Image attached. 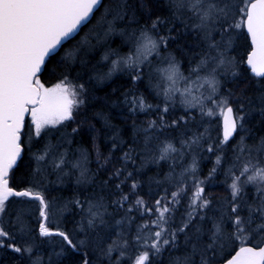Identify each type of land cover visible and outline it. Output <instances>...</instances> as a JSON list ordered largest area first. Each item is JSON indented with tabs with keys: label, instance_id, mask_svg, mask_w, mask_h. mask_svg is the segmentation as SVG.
<instances>
[{
	"label": "snow or ice",
	"instance_id": "1",
	"mask_svg": "<svg viewBox=\"0 0 264 264\" xmlns=\"http://www.w3.org/2000/svg\"><path fill=\"white\" fill-rule=\"evenodd\" d=\"M0 264H264V0H0Z\"/></svg>",
	"mask_w": 264,
	"mask_h": 264
},
{
	"label": "trees",
	"instance_id": "2",
	"mask_svg": "<svg viewBox=\"0 0 264 264\" xmlns=\"http://www.w3.org/2000/svg\"><path fill=\"white\" fill-rule=\"evenodd\" d=\"M83 35L84 32H81L80 37H82ZM80 37H77V39H79ZM124 51H126V49H124ZM97 60H99V55L96 56V60H93L92 63H96ZM98 69L103 72L107 71V67H105L103 63L98 65ZM128 87H130V85L128 84V77L126 75L119 72L114 74L110 79L105 81V83L97 85L94 93L95 99L91 103L90 108L93 111L104 112L106 115L112 118V122L114 124L122 126V117L117 114L121 112L127 114V109L123 105H121L120 107H113V102L119 95V92L114 93L113 89L124 91ZM140 91L145 92V88L143 85L140 86ZM145 94L148 95L147 92H145ZM148 98L150 102H155L154 100H152L151 96H149ZM139 118L143 120L147 117L145 114L141 113L139 115ZM95 123L97 128H100L102 125V122ZM197 159L199 160L200 177L204 178L208 175L209 170L213 167L215 163V156L210 153H204L202 154V157L198 156ZM52 179H54V177ZM223 180V174H218V176L214 180L210 181L207 184L206 191H211V193L216 196L227 195V192L225 191L226 185L223 183Z\"/></svg>",
	"mask_w": 264,
	"mask_h": 264
}]
</instances>
